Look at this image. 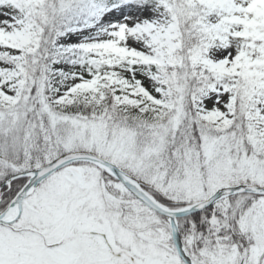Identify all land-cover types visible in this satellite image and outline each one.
Here are the masks:
<instances>
[{
    "label": "snow or ice",
    "instance_id": "obj_1",
    "mask_svg": "<svg viewBox=\"0 0 264 264\" xmlns=\"http://www.w3.org/2000/svg\"><path fill=\"white\" fill-rule=\"evenodd\" d=\"M0 264H264V0H0Z\"/></svg>",
    "mask_w": 264,
    "mask_h": 264
}]
</instances>
